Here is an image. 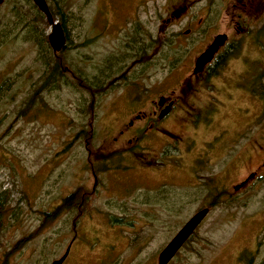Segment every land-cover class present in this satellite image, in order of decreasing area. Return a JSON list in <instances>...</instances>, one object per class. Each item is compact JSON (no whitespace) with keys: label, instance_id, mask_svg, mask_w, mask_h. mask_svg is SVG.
I'll return each instance as SVG.
<instances>
[{"label":"rangeland","instance_id":"374dc122","mask_svg":"<svg viewBox=\"0 0 264 264\" xmlns=\"http://www.w3.org/2000/svg\"><path fill=\"white\" fill-rule=\"evenodd\" d=\"M45 1L65 12L76 45L67 51L69 69L81 60L91 76L106 59L124 57L125 77L113 85L112 75L94 99L71 75L63 85L59 71L48 79L51 26L43 15L36 21L31 0H2L0 195L7 203L0 264H51L69 245L63 264H158L163 248L205 208V219L167 264H264V168L256 170L264 161V112L241 92L227 102L225 78L241 75V56L213 86L179 87L193 46L188 40L178 46L187 18L171 16L186 7L206 13L212 34L239 38L252 60L264 0L251 1L245 12L247 0ZM14 8L34 20L42 41L18 22ZM142 49L145 67H131ZM158 96L176 103L168 120L153 127L158 132L138 123L141 138L118 137L129 112L149 113Z\"/></svg>","mask_w":264,"mask_h":264},{"label":"flooded vegetation","instance_id":"af4514ba","mask_svg":"<svg viewBox=\"0 0 264 264\" xmlns=\"http://www.w3.org/2000/svg\"><path fill=\"white\" fill-rule=\"evenodd\" d=\"M251 1L253 0H247L246 5L245 4L242 5L244 12L246 11V7L248 3H250L251 5L253 4V2ZM171 16L173 17L172 18L173 21L174 20L180 21L183 18H187L186 27L184 29H180L179 32L176 33V41L178 43V46L179 47L185 46V42H186L185 40H188L189 43H191L190 44L191 47L193 46L192 49L190 48V50H192L190 55L186 54L187 55L186 67L188 74L182 79V81H178L177 84L179 85V87H183L187 84L188 89L190 88L192 92H196L197 87L195 86H201L202 88H207V83L213 86L212 84L213 80H216L220 77H224V73H227V71H229L231 67H233V61L241 56L240 63H238L240 64L238 65V67L243 69L241 75L238 74L231 76L230 79L225 78V81L227 80L226 83L228 84V88H229V92H227V94L230 95V99L227 102L234 103L232 100L235 101V97H234L235 94H237V92H241L243 95L245 94L253 102H257V106H256L258 108L257 111L259 112V115L260 113L262 114L264 112V13L263 16L260 15V18H258L257 20V22L261 20L259 22L258 29L256 30V32L252 33V40L255 49L251 57L252 60L248 59L243 54L242 44L239 38L235 39L234 41L231 40L229 36L224 34L226 36L224 43L218 47L217 51L213 54L211 60L205 63L201 67L196 66L197 59L202 53H204L209 48V46L213 43L216 36L221 34L218 33L212 34V30H210L208 25V16L206 13L204 15L198 14L195 11L189 10V7L188 8L186 7L185 10L181 9L178 13L174 12ZM61 26L63 29V35L65 40L62 49L58 53H53L49 44L45 47L46 53L49 54L51 51V54H49V58L51 55L54 58V59L50 58L49 60H46L47 69L45 70L46 71L45 75L48 76V79L51 78L54 73H57L59 71L58 73L60 76L59 78L61 84L63 85L66 84L68 80L67 76L71 75L72 78L76 79V81L80 86L89 90V94H91V97L93 99L95 98L96 94H99L100 89L103 90L104 88L109 87L111 85V81L109 79L112 75H113L112 77L113 85L117 84L116 82L124 80L125 74L123 73V71H121L123 70L124 65L123 64L119 65V63L122 62L121 60L124 59V57H110L106 59V61H103L104 64L101 65L100 68L97 66V68L94 70L91 76L84 71L83 62L81 60L77 61L76 59L77 64L75 65V67L69 69L67 66L68 64L67 51L69 48H73V46L75 47L76 45L74 44L72 45V41L69 38L70 35L69 28H67L66 22L65 23L62 22ZM239 30L240 32L244 31L241 27H239ZM78 46H82V44H79ZM190 50L188 48L186 53L190 52ZM137 52L138 54L133 53L132 56L133 62L130 66L136 67L137 65L141 68L142 67L144 68L145 64L143 61H145L146 59L145 58L146 51L142 49V50H137ZM55 59L57 62L55 61ZM114 59L117 61H115ZM43 61L45 62V60ZM184 64H182V66H185ZM114 71H117L118 73L119 71H121V73L119 76L118 73L117 75L116 74L114 75ZM179 90L178 92H180ZM175 104L176 103L174 102L173 99L171 101H166L165 97L158 96L156 102L155 101L152 102V105H154V107L150 109L149 113L143 111L134 112V110L130 111L129 115L127 116V119L124 121L122 120L123 122L117 126L118 129L116 131L118 132L117 133L119 135L118 137L123 136L125 132L126 133L133 132L136 133L133 137L135 139H139L142 136L140 133H138L139 129L137 128L142 125L145 126L144 130L147 131L151 130V132L153 131L158 132L157 131L158 129H153V127H155L157 124L159 125L160 123L168 120V118L172 113V110L175 108L174 107ZM211 105L215 107L219 106L218 103H211V102H209L207 106H211ZM238 110L243 111V109H239V108H236L235 111L237 112ZM247 110L248 109H245L244 111ZM211 120L212 118L208 119L207 122H211ZM190 121L193 122V119H190ZM250 121H254L253 124H255L257 122L256 116L250 119L249 122ZM249 122L245 125L252 124ZM138 123L140 124L136 128L135 126ZM257 125H259V123ZM227 132L228 131L220 132V134H218L212 140L216 138H220L221 136L225 135ZM233 143H235V141H233ZM146 168H148V166H146ZM263 168H264V161H261L258 164L256 170L261 171ZM92 169L93 167H91V171L93 173ZM106 171H110V170L106 168ZM257 173L258 172L255 171L249 174L247 178L244 179V182H242L240 186L242 187L247 186V184L251 180V177L253 176L255 177ZM93 178H94V184L96 185L97 182L94 173H93ZM242 187H240L239 189H241ZM219 190H223V189L220 188ZM235 190H237V188H235ZM185 243L183 244V246L185 245ZM183 246L180 248V250L183 248ZM180 250L178 252H180ZM66 251L68 256V253L70 251V245L67 247ZM67 256L65 260L67 259ZM65 260L63 261V263L65 262Z\"/></svg>","mask_w":264,"mask_h":264},{"label":"water","instance_id":"95a60500","mask_svg":"<svg viewBox=\"0 0 264 264\" xmlns=\"http://www.w3.org/2000/svg\"><path fill=\"white\" fill-rule=\"evenodd\" d=\"M1 2L2 0H0V3ZM31 2L36 7V9L44 15L47 23L51 26V32L47 36L48 43L51 47L52 52L58 53L65 43L60 24L57 21L53 20V17L48 9V5L45 0H31ZM225 39L226 36L224 34L216 36L209 48L199 56L196 66L201 67L205 63L209 62L213 54L217 51L218 47L224 43ZM208 212L209 210L207 208L198 211L183 225V227L159 253L157 258L158 264H167L174 257V255L179 251L182 245L189 239L196 228L205 219ZM66 256L67 251L60 259L53 261L51 264H62Z\"/></svg>","mask_w":264,"mask_h":264},{"label":"trees","instance_id":"16d2710c","mask_svg":"<svg viewBox=\"0 0 264 264\" xmlns=\"http://www.w3.org/2000/svg\"><path fill=\"white\" fill-rule=\"evenodd\" d=\"M30 12H33V15L35 16V18L39 19L36 21H42L41 19L43 18L42 15L36 10V8L34 7V5H32L30 8H28ZM14 11L18 14L17 20L20 24H22V26H24L25 30L27 32L30 31V34L33 33L34 31H36L35 29L38 28V26L36 25V23L34 22V20L30 21L28 18H25L22 15V10L18 9V8H14ZM49 11L51 13V15L53 17H58L59 21L62 23L63 19H64V15L65 12L62 9V7H55L53 8H49ZM30 21V22H29ZM35 28V29H34ZM32 38H36V41L40 42L43 40V37L41 35V33H33ZM75 196V194L70 195L69 197H67L66 201L67 204L71 201V199H73ZM7 203L6 197L0 195V229H1V217H3L4 213H5V205ZM49 216V215H46ZM51 216V215H50Z\"/></svg>","mask_w":264,"mask_h":264},{"label":"bare ground","instance_id":"6f19581e","mask_svg":"<svg viewBox=\"0 0 264 264\" xmlns=\"http://www.w3.org/2000/svg\"><path fill=\"white\" fill-rule=\"evenodd\" d=\"M39 12V11H38ZM40 13V12H39ZM41 15H43L42 13H40ZM44 16V15H43ZM53 17V16H52ZM53 20L54 21H57L59 24H60V26H61V22L60 21H58L57 19H55L54 17H53ZM61 29H62V26H61ZM62 32H63V29H62Z\"/></svg>","mask_w":264,"mask_h":264}]
</instances>
